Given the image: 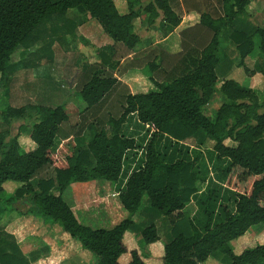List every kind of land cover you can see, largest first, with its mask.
Returning <instances> with one entry per match:
<instances>
[{"label":"trees","instance_id":"obj_1","mask_svg":"<svg viewBox=\"0 0 264 264\" xmlns=\"http://www.w3.org/2000/svg\"><path fill=\"white\" fill-rule=\"evenodd\" d=\"M249 2L220 0V15L200 13L196 23L179 31L177 51L160 48L144 64L151 88L131 92L114 73L120 58L141 43L135 20L143 13L152 25L160 17L159 28L172 31L182 18L169 0H150L144 6L141 0H126L124 13L114 0H0L3 88L11 76L14 51L53 15L84 10L113 41L100 48L99 61L78 77L77 95L85 106L74 124L64 103L7 105L0 110L5 124L31 120L29 138L34 144L28 150L21 146L23 126L14 135L8 128L0 130L4 210H14L11 204L27 199L30 214L57 222L97 264H146L139 250L126 243L131 234L139 237L141 248L162 239L160 264H203L209 257L221 264L264 263V242L239 253L230 245L252 226L264 227V87L262 92L226 77L219 82L217 75L218 67L225 76L235 65L264 81V27L252 22ZM116 43L123 48L118 58ZM248 56L255 58L251 67L245 62ZM217 87L226 100L212 119L202 107ZM116 92L120 111L105 114ZM85 131L87 141L78 142ZM99 179L113 182L118 197L109 183L95 181L81 191L82 201L95 209L80 211L97 216L95 224L106 225L111 222L99 217L116 213L122 205L128 216L110 228L81 223L63 197L71 183ZM7 181L19 184L11 190ZM108 189L113 203L105 196ZM144 195L147 205L142 203ZM190 202L195 206L188 216L191 232L184 234L178 221ZM137 213L143 218L134 221L131 215ZM161 216L167 222L165 239L155 224ZM127 252L128 262L121 263L120 256ZM0 264H30L14 236L1 229Z\"/></svg>","mask_w":264,"mask_h":264},{"label":"rangeland","instance_id":"obj_2","mask_svg":"<svg viewBox=\"0 0 264 264\" xmlns=\"http://www.w3.org/2000/svg\"><path fill=\"white\" fill-rule=\"evenodd\" d=\"M115 1L118 5H120L119 0ZM124 1L125 0L121 1V12L123 13L126 12V2L124 3ZM142 1L143 3L141 5L144 6L150 0ZM251 1V9L255 8V10H257L256 13H253L252 21L264 27V0ZM135 24L136 31L142 37L145 34V30L143 31L142 29L150 27V25L146 23V16L143 13L135 20ZM166 29L167 28L157 29L156 26H154L151 29V35H149L148 33V36H150L149 38L151 40H158L160 39L161 34L168 31ZM110 39L111 38L103 32L99 23L94 18H91L89 14L84 10L70 9L64 15H53L52 17L48 18L46 22L42 23L34 31L32 38L27 40L24 44L19 46L14 51L11 57V76L8 80L7 87L3 88L0 85V110H2L7 105L19 107L28 103H39L49 106H55L64 103L66 112L69 115L70 123L74 124L78 121L79 111L85 106L84 101L77 95L78 88L73 86L74 82H76L78 75L83 72L85 67L99 61V58L97 56L98 51L101 47L109 45V43L112 42L110 41ZM179 39V37H175V34H172L169 35V37H167V39H165L163 42L158 43L157 45L159 46V49L163 48L170 51H176L180 48ZM142 45L144 44H140L138 46V54L140 55H137V59L133 61L137 64L138 68L128 69L127 71L123 72L127 64L124 65L119 63L118 66H120V71L118 70L116 72L119 79H124L129 82L130 86L128 84L127 85L129 86L131 92L146 91L151 88V84L146 79L142 69V67L146 63L145 61L151 59V47L146 50ZM114 46V48L117 50L116 57H119L120 52H122V50L120 51V49L123 48H121L122 46L118 45L117 43ZM245 62H247V65L249 67L252 66V61H248V59H246ZM220 68L222 67L217 68L219 82L226 77L233 78L239 83H242V81L243 83H248L246 79L250 80V78L252 77V86L263 92L261 82L262 77L260 78L259 76H248L242 71L241 68H238L235 65L233 66L234 69L232 68L228 72V74H226L225 76H221L222 74L220 72ZM132 76L136 77V79H134V77ZM117 98H119V93L116 92L112 94L110 98L111 102L107 103L104 108L105 114L110 113L117 115L119 113L120 107L118 106L117 100L115 102V99ZM225 100L226 99L224 95L220 93L217 87V90L213 93L210 100L205 105H203L202 112L209 118L213 119L215 117L217 108ZM262 110L264 111V109ZM31 123L32 122L29 119H13L10 124H5L1 120L0 115V130L3 128H8L11 134L14 135L18 132L20 127L23 126V130H21V134L19 137V142L24 149H29L30 146L33 145V142L29 138V129ZM88 137L89 134L87 133V131H85L84 135L80 139H78V142L85 143ZM189 142L194 143L192 139H190ZM225 142L227 144H233V142L230 140H226ZM211 144V142L208 143V145ZM95 181L96 180H92V183H94ZM5 183L6 187L11 190H13V184H19L14 181H7ZM89 187V185L86 187L85 185H80V189L84 188V190H87ZM112 190L115 189L113 188ZM74 194H77V190L73 191V195ZM80 194L75 195L77 196L76 198H79L81 201L75 203L80 205L77 210H81L83 209V207L86 211L94 210L95 208L92 209L91 203L89 204L87 202V204H85L84 200L82 201L83 194ZM107 194H111L109 192V189L106 192L105 196ZM63 196L67 201H69L72 196V187H68L65 190ZM109 200L113 203L115 201L114 196L110 195ZM142 203L143 205L148 204L146 195L143 196ZM97 204H95L94 206H96ZM11 207L14 208V210H4L3 204L2 202H0V229L3 230V232L13 235L17 242L18 239H20L18 244L23 248L27 247L30 248V250H37L36 258L38 257V260L36 264L61 263L59 259L52 256L51 254H47L39 258L40 251H43V249L40 247L42 242L39 238V234L46 231L56 234L61 231L60 225L57 222L54 223L50 221H44L30 214L27 211L29 207V201L27 199H20L14 202L13 204H11ZM87 207L91 208L87 210ZM194 208L195 206L193 202H190L185 207L186 212L184 217L178 221V225L180 226L181 231L184 232V234H188L191 232L190 225L188 223V216ZM103 216L101 215L99 217L101 218V221L103 218V221H110L111 223H108L106 225L95 224L96 222L93 221L94 217H97L95 215H85V219L88 220L90 224L92 223V228H110L114 223H117L124 218L121 209H119V211H116V213H108L105 215V217ZM162 218L164 217L161 216L156 218L155 224L157 225L160 236L165 239L167 222ZM82 220H84V217L82 218ZM143 225H146V223H144ZM13 230L18 231V235L16 234V232H14L15 234L12 233ZM138 240V236L134 238L131 234V236H127L126 243L129 247H135L136 249H138L145 259L148 258V260L146 259L148 264H160V259L163 254L162 239L159 240V242L154 243L150 249L148 245H142V248L139 247ZM263 242L264 227L263 225L258 224L252 226L242 236L231 240L230 245L235 253H239L246 247H252L258 243ZM125 254L127 255L128 252ZM203 264L221 263L218 262L216 258L209 257Z\"/></svg>","mask_w":264,"mask_h":264},{"label":"crops","instance_id":"obj_3","mask_svg":"<svg viewBox=\"0 0 264 264\" xmlns=\"http://www.w3.org/2000/svg\"><path fill=\"white\" fill-rule=\"evenodd\" d=\"M121 1L122 0H119L120 5H118L117 2L114 0L115 5L117 6L119 12L122 11V9H121L122 2ZM125 2H126V0L124 1V3ZM169 2H170V5L172 6V8L174 9V11L179 16H181V18H182L180 24L177 27H175L172 31H169V32L161 34L160 39L151 40L149 38L150 36H148V33H149V35H151V33H152L151 29L154 26H156L157 29H160L159 28V26H160V24H159L160 17H159L156 20L157 22H155L154 24L150 25L149 28H143L142 29L143 31L145 30V34H144L143 37L141 35H139V33L136 31L138 33V35L140 36V38H141V43L140 44H144V45H142V46H144V49L147 50V49H149L151 47L150 48L151 49L150 51L152 53L151 59L159 51V46L157 45L158 43L163 42L165 39H167V37H169V35H172V34H175V37H179V31L181 29L187 27V26H191L194 23H196L198 21L200 13L208 12L212 16H218V15H220L222 13L220 0H169ZM251 2L252 1L250 0V2L248 4V12H249L250 18L252 20L253 13H256L257 10H255V8L251 9ZM141 3H143L142 0H141ZM125 7H126V10H127L126 3H125ZM252 22L255 23L254 21H252ZM256 24H258V23H256ZM110 41H112V40L110 39ZM152 41H154V42H152ZM112 43H113V41L111 43H109V44H112ZM138 46L133 48L129 53H126L123 57L120 58V62H119L120 64H124V65L127 64L125 69L123 70V72L127 71L128 69L138 68L137 64L135 62H133V61H135L137 59L136 56L140 55V54H138L139 53L138 52ZM246 59H248V61L249 60L252 61V65H253V62H254V59H255L254 57L248 56V57L245 58V60ZM148 60H150V59H148ZM246 64H247V62H246ZM118 70L120 71V66H118L116 72ZM116 72L114 74L119 79L118 74H116ZM254 76H259V75L256 74ZM78 77H79V75H78ZM132 77H134V76H132ZM128 79H130V78H128ZM134 79H136V77H134ZM77 80H78V78L76 79V82H74V85H73L74 87H76ZM120 80L124 81V83H126V84H128L130 86L128 81H126L124 79H120ZM246 81L248 83H243V81H242V83H240V84L243 85V86L254 87V86H252L253 85L252 77L250 78V80L246 79ZM261 82H262V87H264V81H263L262 78H261ZM77 92H78V90H77ZM209 142H211V141H209ZM33 147H34V144L31 145L29 149H31ZM25 150H28V149L26 148ZM96 181H99L100 183H102V182L109 183L110 187H111V190L114 188V183L111 182V181L107 182V180L105 181V179H103V180L99 179V180H96ZM91 183H92V181H90V182L86 181V182H74V183H71L69 185V187H72L71 199L69 201H67L64 198L69 203V205L71 206V209H72L74 215L76 216V218L81 223L88 224L90 226L92 225V223L90 224L88 222V220L85 219V215L88 216V215H91V214L84 213V212H82L80 210H78V211L75 210V209H78V207L80 206V205L75 204V203L80 202V201H79V199H75L74 198L73 191L77 190V194L79 195L81 193L82 189H83V188L80 189V185H82V186L90 185ZM112 192H114L117 195L115 190H112ZM142 201H143V199H142ZM147 201H148V198H147ZM120 209H121V212L123 214V217L124 218H125V216L127 217L128 216L127 210L122 205L120 206ZM81 217L82 218L84 217V220H82ZM131 218L134 221H139V220H141L142 217H141V215H139L137 213V214L131 215ZM93 221L97 222L99 220L96 217H94ZM115 224L116 223H114L113 225H115ZM14 232H16V234L18 233V231H14L13 230L12 233H14ZM65 233L66 232L61 230L60 232H58L56 234L50 233L48 231L42 232L41 234H39L40 235L39 238L41 239V242H42L40 247L43 249V251L42 250L41 251L38 250V251H40V253L38 252L40 254L39 258H41V257H43V256H45L47 254H51L52 256H54L57 259H59V261L61 262L59 264H97V260H95L93 255L90 254V252L88 250L81 248L70 236H68L69 234H65ZM19 241H20V239H18V242ZM152 245L153 244L148 245L149 249L151 248ZM19 247H20L22 253L25 255V257L29 260L30 264H36V262L38 260L37 259L38 257L36 258L37 250L36 251L30 250V248H27V247L23 248L21 245H19ZM146 259L148 260V258H146ZM146 259H144V260L146 261V264H148ZM128 260H129L128 254L127 255L124 254L123 256L121 255L120 258H119V261L121 263H126V262H128Z\"/></svg>","mask_w":264,"mask_h":264}]
</instances>
